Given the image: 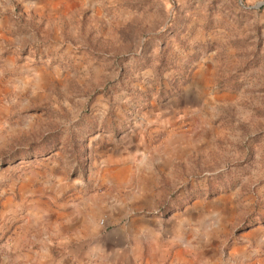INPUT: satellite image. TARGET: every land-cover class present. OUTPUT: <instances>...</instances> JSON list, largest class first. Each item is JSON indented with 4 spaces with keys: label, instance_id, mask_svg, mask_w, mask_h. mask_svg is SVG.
Wrapping results in <instances>:
<instances>
[{
    "label": "rangeland",
    "instance_id": "obj_1",
    "mask_svg": "<svg viewBox=\"0 0 264 264\" xmlns=\"http://www.w3.org/2000/svg\"><path fill=\"white\" fill-rule=\"evenodd\" d=\"M6 203L74 264H264V0H0Z\"/></svg>",
    "mask_w": 264,
    "mask_h": 264
},
{
    "label": "crops",
    "instance_id": "obj_2",
    "mask_svg": "<svg viewBox=\"0 0 264 264\" xmlns=\"http://www.w3.org/2000/svg\"><path fill=\"white\" fill-rule=\"evenodd\" d=\"M125 163V165H131L133 161L129 160ZM3 207L7 213L6 217L11 215L12 220L10 228L2 227L0 229V251L17 253L22 249V246H25L29 252L26 255L25 264H74L78 260L79 257L75 254L73 243L75 244L77 240L81 242L83 239L85 221L82 218L67 219L63 222L55 221L51 227L53 230L46 231L41 223V213L35 209V204H28L30 212L27 211L29 214L25 221L22 220L25 223V228L28 232L36 231L38 228L41 231L40 236L29 238L27 235L20 234L21 222L15 223L19 220L17 212L15 213V209H18L19 205L6 203ZM15 256L18 257L17 254Z\"/></svg>",
    "mask_w": 264,
    "mask_h": 264
}]
</instances>
